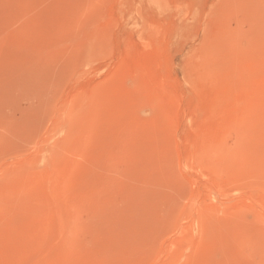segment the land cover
<instances>
[{
	"label": "rangeland",
	"instance_id": "rangeland-1",
	"mask_svg": "<svg viewBox=\"0 0 264 264\" xmlns=\"http://www.w3.org/2000/svg\"><path fill=\"white\" fill-rule=\"evenodd\" d=\"M0 264H264V0H0Z\"/></svg>",
	"mask_w": 264,
	"mask_h": 264
}]
</instances>
